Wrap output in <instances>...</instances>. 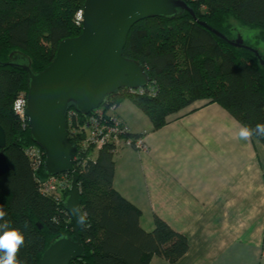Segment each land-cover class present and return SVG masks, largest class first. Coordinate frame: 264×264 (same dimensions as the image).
<instances>
[{
	"label": "trees",
	"instance_id": "obj_1",
	"mask_svg": "<svg viewBox=\"0 0 264 264\" xmlns=\"http://www.w3.org/2000/svg\"><path fill=\"white\" fill-rule=\"evenodd\" d=\"M183 1L196 19L182 12L174 18H150L132 28L123 55L145 68L149 84L118 90L102 107H114L118 115V107L128 100L147 116L154 131L198 102L220 105L243 126L264 123V66L253 52L232 46L200 24L228 40H235L242 29L255 42L252 46L243 39L244 44L259 51L257 45L264 44V0ZM85 2L0 0V126L6 133L9 165V172L0 177V208L6 212L0 224L8 222L24 235L16 256L19 264H40L55 237L74 238V225L64 209L69 190L50 196L39 189V181L48 178L43 150L36 171L27 154L39 147L32 141L27 119L14 110L19 95L28 94L27 73L2 63L19 51L29 57L35 73L44 71L63 40L81 35L78 17ZM259 53L264 60V53ZM71 109L76 110L74 105ZM78 116L84 124V117ZM253 137L264 145V137ZM82 138L68 140L78 149ZM114 157L112 147L105 146L85 166L73 163L86 225L80 231L85 255L71 264H150L153 256L175 263L189 250L188 240L157 217L153 232L141 228V211L113 186Z\"/></svg>",
	"mask_w": 264,
	"mask_h": 264
},
{
	"label": "crops",
	"instance_id": "obj_2",
	"mask_svg": "<svg viewBox=\"0 0 264 264\" xmlns=\"http://www.w3.org/2000/svg\"><path fill=\"white\" fill-rule=\"evenodd\" d=\"M120 106L147 150L115 153V190L141 211L144 231L157 217L189 243L175 263L150 264H264V145L240 140L243 125L216 103L198 102L156 131Z\"/></svg>",
	"mask_w": 264,
	"mask_h": 264
},
{
	"label": "water",
	"instance_id": "obj_3",
	"mask_svg": "<svg viewBox=\"0 0 264 264\" xmlns=\"http://www.w3.org/2000/svg\"><path fill=\"white\" fill-rule=\"evenodd\" d=\"M188 12L195 13L183 0H86L83 8L82 33L63 40L55 59L44 71L35 73L27 55L16 51L4 67L27 73L28 94L25 117L29 123L32 141L43 150L44 170L48 177L72 174L71 187L64 201V209L74 225V238L55 237L45 250L40 264H71L82 259L85 249L80 231L86 220L73 212L78 206L82 214L79 175L73 171L77 152L68 140L67 113L71 105L83 115L100 108L106 98L121 89H140L149 84L145 68L124 57L123 50L132 28L155 17L174 18ZM213 34L234 47L253 52L264 66L259 51L246 46L243 37L228 40L217 30L200 22ZM7 139L0 126V177L9 172L5 156Z\"/></svg>",
	"mask_w": 264,
	"mask_h": 264
},
{
	"label": "built area",
	"instance_id": "obj_4",
	"mask_svg": "<svg viewBox=\"0 0 264 264\" xmlns=\"http://www.w3.org/2000/svg\"><path fill=\"white\" fill-rule=\"evenodd\" d=\"M78 20L82 22L83 14H79ZM133 90V89H131ZM17 101H21L19 110L15 108ZM14 104L15 113L22 119H26L25 110L27 106V96L19 95ZM103 106V105H102ZM92 111L89 115L81 119L78 112L71 109L67 113L68 138L83 135L80 146L73 158V163L78 167H83L86 160L95 159V156L105 146L112 147L116 153L122 149H133L136 151H146L145 140L141 136H135L130 128L124 124L116 114L115 108L109 110L103 107ZM28 156L33 161L36 171L42 163V154L40 148H30L27 151ZM72 182V174L64 173L57 176H51L39 181L40 190L45 195L56 196L62 190H69Z\"/></svg>",
	"mask_w": 264,
	"mask_h": 264
},
{
	"label": "clouds",
	"instance_id": "obj_5",
	"mask_svg": "<svg viewBox=\"0 0 264 264\" xmlns=\"http://www.w3.org/2000/svg\"><path fill=\"white\" fill-rule=\"evenodd\" d=\"M21 101H17L15 108L19 110ZM253 135L264 137V123H257L255 127L241 126L238 132L240 140L249 141ZM73 212L79 214L81 221L85 219L86 213H80L78 206H73ZM6 212L0 208V220H3ZM27 225L25 224V227ZM0 264H19L16 259L17 253L24 244V235L19 229L10 228L8 222L0 224Z\"/></svg>",
	"mask_w": 264,
	"mask_h": 264
},
{
	"label": "rangeland",
	"instance_id": "obj_6",
	"mask_svg": "<svg viewBox=\"0 0 264 264\" xmlns=\"http://www.w3.org/2000/svg\"><path fill=\"white\" fill-rule=\"evenodd\" d=\"M238 35H241L243 39L248 43V44H255L254 40L250 37L251 34L245 32L244 30H240L235 37L237 39ZM254 46V45H252ZM257 48L259 51L264 53V44L257 45ZM119 113L125 118V115L130 117L133 121H135L138 125H143V122L145 123L146 118L140 113V111L135 108L130 101H124L120 108H119Z\"/></svg>",
	"mask_w": 264,
	"mask_h": 264
}]
</instances>
